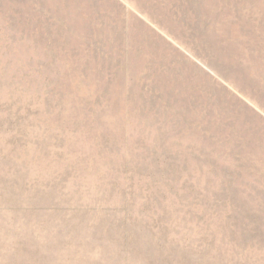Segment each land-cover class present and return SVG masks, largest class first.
I'll use <instances>...</instances> for the list:
<instances>
[{
	"label": "rangeland",
	"instance_id": "374dc122",
	"mask_svg": "<svg viewBox=\"0 0 264 264\" xmlns=\"http://www.w3.org/2000/svg\"><path fill=\"white\" fill-rule=\"evenodd\" d=\"M0 264H264V0H0Z\"/></svg>",
	"mask_w": 264,
	"mask_h": 264
}]
</instances>
